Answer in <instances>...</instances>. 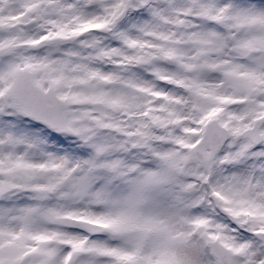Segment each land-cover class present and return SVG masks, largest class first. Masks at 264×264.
I'll use <instances>...</instances> for the list:
<instances>
[{"label": "snow or ice", "instance_id": "6c2138e0", "mask_svg": "<svg viewBox=\"0 0 264 264\" xmlns=\"http://www.w3.org/2000/svg\"><path fill=\"white\" fill-rule=\"evenodd\" d=\"M0 264H264V0H0Z\"/></svg>", "mask_w": 264, "mask_h": 264}]
</instances>
